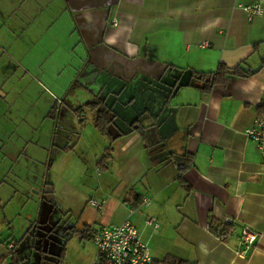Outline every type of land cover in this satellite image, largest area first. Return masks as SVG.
Listing matches in <instances>:
<instances>
[{"label": "crops", "instance_id": "crops-1", "mask_svg": "<svg viewBox=\"0 0 264 264\" xmlns=\"http://www.w3.org/2000/svg\"><path fill=\"white\" fill-rule=\"evenodd\" d=\"M2 2L8 17L0 19V57L6 63L0 66V89L17 88L24 68L57 89L61 102L49 92L53 101L44 117L54 126L42 148L73 155L82 164L90 152L96 167L95 198L66 183V191L79 199L70 209L75 229L128 219L153 259L264 264V166L257 143L245 134L264 102V16L248 21L239 6L264 7V0ZM204 40L209 47L199 46ZM219 63L255 72L226 77L203 91L196 72H214ZM93 96L114 114L106 170L96 160L108 136L95 128L94 112H74ZM63 104L72 121H66ZM61 122L68 133L63 145L54 139ZM66 145L73 147L63 150ZM43 165L49 168V157ZM143 197L148 203H139ZM137 205L139 211L132 212ZM146 216L156 217L158 226L146 224ZM246 225L261 237L237 255ZM4 244L0 264H16L14 243Z\"/></svg>", "mask_w": 264, "mask_h": 264}, {"label": "rangeland", "instance_id": "rangeland-1", "mask_svg": "<svg viewBox=\"0 0 264 264\" xmlns=\"http://www.w3.org/2000/svg\"><path fill=\"white\" fill-rule=\"evenodd\" d=\"M2 1L0 19L5 20L8 16ZM1 64L6 65L3 57ZM23 72L17 88L8 93L0 89V251L11 240L16 264H90L96 246L91 237L75 229L77 218L70 209L76 207L79 199L66 191V183L91 192L89 197L95 198L92 190L97 188L96 167L91 163L90 152L83 154L82 164L73 155L66 157L60 151L42 148L48 145L50 127L54 126L51 119L44 117L53 101L49 92L52 96L60 94L47 87L46 81L39 82L30 70L24 68ZM72 103L78 102L73 99ZM61 107L66 121H72L70 108L65 104ZM63 123L55 125L54 139L59 145L65 144L68 137L62 131ZM29 155L33 158L27 159ZM48 157L51 165L46 168L43 161ZM49 183L56 188L55 193L50 192Z\"/></svg>", "mask_w": 264, "mask_h": 264}, {"label": "built area", "instance_id": "built-area-1", "mask_svg": "<svg viewBox=\"0 0 264 264\" xmlns=\"http://www.w3.org/2000/svg\"><path fill=\"white\" fill-rule=\"evenodd\" d=\"M239 6L245 12L248 21L257 16H264V7L258 4L239 3ZM209 45L210 43L206 40L199 44L201 47H209ZM56 100L61 102L59 99ZM245 134L257 143L262 156V166H264V113L255 116L252 125L245 129ZM148 201V198L143 197L139 203L146 204ZM102 203L103 201L90 200V204L97 208H100ZM130 210L139 211V205ZM145 223L154 227L158 226L154 216H146ZM260 237L261 232L247 225L244 226L240 234L243 249L237 252V255L245 254ZM92 241L96 246V253L90 264H150L153 259L148 244L142 240L137 227L128 219L118 224L97 228L93 233ZM12 247L13 245L10 244L9 248Z\"/></svg>", "mask_w": 264, "mask_h": 264}, {"label": "trees", "instance_id": "trees-1", "mask_svg": "<svg viewBox=\"0 0 264 264\" xmlns=\"http://www.w3.org/2000/svg\"><path fill=\"white\" fill-rule=\"evenodd\" d=\"M255 70L245 69L241 64H237L233 67H228L223 63H219L217 69L214 72H196L197 77L203 81V86L201 88L203 91H209L211 86L219 81H223L226 77L230 76H247L254 73ZM57 101V100H56ZM89 109L94 112V126L98 130L101 135L108 136L109 144L105 147L102 155L96 160V166L101 170H106L109 166L111 160L112 153V142L113 137L110 136L108 127L112 123L114 114L111 109L104 103V101L98 96H93L90 99L86 100L83 104L78 105L74 108V112L76 115H81L83 109ZM258 113H264V102H260L257 106ZM52 113H56V110H52ZM83 118H80L79 121H82ZM73 146H64L63 150L72 149ZM52 191V190H51ZM81 234L85 237L93 236L95 229H92L91 226L84 225L81 230H79ZM213 231V230H212ZM221 239H224V232H220L218 234ZM15 247V245H14ZM176 262L178 264H185L186 261L181 259H174L170 256H166L161 260L152 259L150 264H168L169 262Z\"/></svg>", "mask_w": 264, "mask_h": 264}]
</instances>
